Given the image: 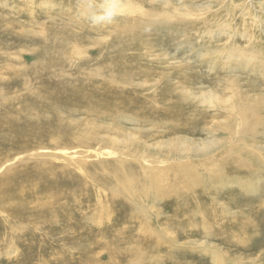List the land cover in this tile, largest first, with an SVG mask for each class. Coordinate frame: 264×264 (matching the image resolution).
Listing matches in <instances>:
<instances>
[{
    "label": "rangeland",
    "instance_id": "rangeland-1",
    "mask_svg": "<svg viewBox=\"0 0 264 264\" xmlns=\"http://www.w3.org/2000/svg\"><path fill=\"white\" fill-rule=\"evenodd\" d=\"M44 1L0 0V96H2L0 98V179L2 175L18 167L25 166V171L17 173L26 174L31 171L29 165L35 162L42 163L43 167L50 168V171L56 173L67 169L71 176L59 179L58 188L56 186V189L51 191L52 195L57 197V200L51 204V208L33 205L37 200L43 204L48 199L42 194L17 201L24 210L14 219H7L3 213H0V264H80L86 259L91 261L89 251L94 257L95 264H154L151 259L143 262L137 255L138 249L143 246L139 242L142 240L141 223L119 220L131 214V209L125 207L122 200L109 202V192L97 186L94 178L89 181L90 185L84 184L83 181L87 174L100 179L104 177L103 173H108L109 170L115 171L117 168L113 163L124 160L125 157L132 160L128 156L123 158L120 153L121 150L126 149L124 141L127 137L122 136L118 129L128 134H137L134 138L136 141L134 147L140 146L141 152L150 154L145 159L154 160L152 167L156 172L160 168L172 165L174 161L170 160V153L178 148L182 149L184 154L183 159L179 160L180 163L190 164L191 160V166H197L208 159L206 150L198 152L202 157L197 156L191 159L189 152L196 144H202L205 147L209 144L221 146L222 142L214 141V137L189 133L185 135H191L193 140L187 143H182L176 138L167 141L170 139L165 135L168 129L165 134L158 126L153 131L146 126L148 130H145L143 126L136 125V121L133 124L127 121V116L132 118L144 116L139 113L136 105L134 106L140 101L151 109V113L146 114L148 117L146 115L144 117L152 118L154 122L166 117L171 124L174 122L171 112L178 113L180 111L177 112V110L182 109L183 115L187 118L182 128L188 130L192 125L199 129L200 122L197 115L202 113L207 118L211 116L209 113L211 109L204 111L199 105L197 107L194 104L196 102L192 103L191 99L189 101L190 92L198 93L210 88L217 90V98L223 96V92L227 96L232 95V92L223 87V82L224 80L230 82L234 76L238 75H241L242 79L236 80L237 95L242 96L245 90L251 91L252 87L254 89L252 91H264L261 88L264 85V75L253 73L247 66H242L237 72L230 70L228 65L223 67V61L219 59L223 57L221 56L223 52L233 53V49H226L231 46L247 48L248 45L255 43L254 45L261 44L264 50V32L262 31L264 0H233L234 2L230 0H172L176 6L173 13L176 14L173 18L170 16L171 19L167 23L164 22V12L167 13L168 9L161 6L162 0H132L134 5L147 10L154 8L158 13L145 17L139 11L131 12L128 20H118L116 15H113L114 11L110 13V10H106L108 0H85L89 8L82 9L78 6L83 0H49L52 6H40ZM30 8L33 9L32 12ZM169 8L173 10L172 7ZM83 9L92 11L93 16L87 14L84 17ZM184 10L185 13L182 12ZM135 18L139 19V23L142 22L145 30L147 29L148 32L145 35L137 38L141 30H133L136 38L131 39L127 32L118 31V26L132 25ZM159 20L163 26L158 25ZM146 22H153V26ZM151 28L155 31H149ZM152 37L157 44L151 45ZM111 42L114 43L111 44ZM208 49L212 53H207ZM112 52L114 54H111ZM262 57H264V51ZM124 73L125 76H122ZM101 77L103 80L116 79L120 85L119 91L112 94L113 97H109L112 105L120 109L121 98L115 94L130 100L131 103L127 104L129 108L121 111L125 118L116 116L117 109L104 110L103 97L98 93ZM145 80H154L156 84L152 86V83L148 85L140 83ZM142 84L145 86H140ZM143 93L147 94L142 95ZM219 99H214V105L222 104V100ZM221 99L224 98L221 97ZM135 109L136 112H134ZM132 113L134 116L130 115ZM210 120H213L212 117ZM214 121L225 122L222 117ZM259 126L263 127L264 131V123ZM163 136L165 139L162 138ZM170 136L173 134L171 133ZM54 138L56 139L53 140ZM116 139L123 141L121 143ZM237 139L232 140L233 145L237 147L232 152L236 154L239 147L242 149ZM248 141L247 139L246 142L252 148L249 150L250 153L260 155L264 152V150H257L254 146L264 144L263 138L255 137ZM223 155V150L211 152V157H215L216 160L219 159L218 156ZM213 160L214 158L211 161ZM262 166L263 176L264 164ZM255 168H258L256 163ZM223 172L224 179L211 180L214 186L211 187L213 190L209 197L199 199L196 203V194L190 195L197 204L196 210L193 211L194 213L191 212L189 220L185 218L181 224L175 225L178 228L172 229L176 233L173 238H170L172 235L169 232L167 233L169 229H165L166 238L163 236V240L158 244L159 247L145 248L144 252L157 259L158 264H264V176L263 178L255 176L252 180H246L245 175L255 174L251 168L235 175L230 171ZM38 177L43 180L40 175ZM63 187L66 188L63 190L61 189ZM72 189L76 193L74 196H71L73 193L68 194L65 191ZM181 202L188 201L184 198ZM202 202L206 204V208ZM106 204L115 205V211L119 212V217L114 216L110 221L106 218V222L98 224L96 217L99 216L101 205ZM154 206L158 207L159 211L162 210L163 216L166 215L168 218L172 215L171 208L161 206L160 202H156ZM227 207L229 212L225 210ZM52 210L56 211L54 216L50 213ZM245 217H250L249 219H252L255 224L244 225L248 220H245ZM113 220L117 225L108 227L109 224L112 225ZM192 220L194 224L190 226L188 222ZM197 223L199 228L212 230L218 236L215 234L205 236L196 226ZM119 227H123L126 234L117 235L116 231L111 229ZM125 235L128 237H124ZM131 236H135L134 242L129 239ZM94 237L97 239L101 237L102 240L99 238L98 241ZM109 237H115L120 243L121 239L125 241L113 247L109 244ZM104 242L105 244L108 242V245L115 249L111 259L101 246ZM90 244L101 247L94 249ZM158 252L161 254H157Z\"/></svg>",
    "mask_w": 264,
    "mask_h": 264
},
{
    "label": "bare ground",
    "instance_id": "bare-ground-1",
    "mask_svg": "<svg viewBox=\"0 0 264 264\" xmlns=\"http://www.w3.org/2000/svg\"><path fill=\"white\" fill-rule=\"evenodd\" d=\"M28 1V0H27ZM37 1V0H36ZM39 1V0H38ZM44 1V0H43ZM103 1V0H102ZM109 3H107L106 5V10H110V13L112 11H114L115 13H113V15H116V18L118 20H128V15L132 14L131 12H136L139 11L140 13H142L143 16L145 17H151L152 15H155L158 13V11L156 9H144L143 7L139 6V5H134L132 0H108ZM218 1V0H217ZM233 1V0H230ZM62 2V1H61ZM99 2V1H98ZM97 2V3H98ZM106 2V1H105ZM104 2V3H105ZM144 2V1H143ZM154 2V1H153ZM156 2V1H155ZM161 2V1H160ZM234 2V1H233ZM26 3V2H25ZM103 3V4H104ZM52 2H50L49 0H46L43 2H41L40 6H49L51 5ZM67 4V3H66ZM96 4V2H95ZM209 4V3H208ZM39 5V4H38ZM37 5V6H38ZM191 5V4H190ZM224 5V4H223ZM52 6V5H51ZM89 6V4H87V2L85 0L82 1V3L80 4L81 9L84 7ZM105 6V5H104ZM152 6V5H151ZM155 6V5H154ZM161 6L165 7L167 10V13L164 12V22L167 23L168 20H170L171 18H173V16L176 13H173L174 10H176V6L174 1L172 0H162L161 2ZM21 7H23V5H21ZM145 7V6H144ZM158 7V6H157ZM169 7H172L173 10H170ZM178 7V6H177ZM202 7V6H201ZM205 7V6H204ZM203 7V8H204ZM26 8V7H25ZM38 8V7H37ZM69 8V7H68ZM89 8V7H87ZM95 8V7H94ZM103 8V7H102ZM159 8V7H158ZM186 8V6H185ZM190 8V7H189ZM31 12L33 11L32 8H30ZM36 9V8H35ZM59 9V8H58ZM101 9V8H99ZM184 9V8H183ZM192 9V8H191ZM232 8H230L231 10ZM25 10V9H24ZM102 10V9H101ZM194 10V9H193ZM215 10V9H213ZM70 11V9H69ZM77 11V10H76ZM82 13H85L83 15H85L84 17L87 16V14H89V16H93V12L90 11L89 9H83ZM204 11H206L204 9ZM79 12V11H78ZM78 12L76 14H78ZM103 12V11H102ZM106 12V11H105ZM185 13V10L182 11ZM187 12V11H186ZM193 12V11H192ZM211 12V11H210ZM28 13V12H27ZM80 13V12H79ZM81 13V14H82ZM104 13V12H103ZM137 13V12H136ZM135 13V15H136ZM179 13V12H178ZM29 14V13H28ZM31 14V13H30ZM50 14V13H49ZM105 14V13H104ZM120 14V16H118ZM189 14V13H187ZM51 15V14H50ZM112 15V16H113ZM138 15V14H137ZM30 16V15H28ZM53 16V15H52ZM126 16V17H125ZM170 16H172L170 18ZM187 16V15H186ZM31 17V16H30ZM49 17V16H48ZM125 17V18H123ZM79 18V17H78ZM105 18V17H104ZM189 18V17H187ZM152 19V18H151ZM259 19V18H258ZM260 20V19H259ZM257 20V22L259 21ZM109 21V20H108ZM114 21V20H113ZM144 21V20H143ZM83 22V21H81ZM80 23V22H79ZM49 24V23H48ZM145 24V23H144ZM146 24L148 25H152L153 26V22H146ZM205 24V23H204ZM262 24V23H260ZM78 25V24H77ZM81 25V24H79ZM158 25H162V22L159 20ZM205 26V25H204ZM223 26H227V25H223ZM263 26V32H264V25ZM75 27V26H74ZM78 27V26H77ZM216 28V27H215ZM49 29V28H48ZM69 29V27H68ZM151 28L149 31L154 32ZM163 29V28H160ZM39 30V29H38ZM46 30V29H45ZM133 30H141L138 35L140 38L141 36L145 35L148 31L145 30V28L142 27V22L139 23V19L135 18L132 21V25H124V27L118 26V31H125L123 33H128L130 35V38H136V35H134ZM145 30V31H144ZM171 30V29H170ZM29 31V30H28ZM32 31V29H31ZM36 31V29H35ZM112 31V30H111ZM210 31V30H209ZM39 32V31H38ZM207 32V31H206ZM75 33V32H74ZM122 33V32H121ZM120 33V34H121ZM202 33V32H201ZM243 33V32H242ZM40 34V33H39ZM210 34V32H209ZM223 34V33H222ZM49 35V34H48ZM51 35V34H50ZM122 35V34H121ZM200 35V34H199ZM225 35V34H224ZM79 36V34H78ZM60 37V36H59ZM201 37V36H200ZM225 37V36H224ZM235 37V36H234ZM232 38V37H231ZM230 38V39H231ZM246 38V37H245ZM58 39V38H56ZM80 39V38H79ZM148 39V38H146ZM150 42L151 45L157 44L155 42V38L152 37L150 38ZM154 39V40H153ZM199 39V38H198ZM121 40V39H120ZM228 40V39H226ZM243 40V39H242ZM122 41V40H121ZM236 41V40H235ZM244 41V40H243ZM242 41V42H243ZM247 41V40H245ZM251 41V38L249 39V42ZM52 42V41H51ZM55 42V40H54ZM61 42V41H60ZM118 41H116L117 43ZM222 42V41H221ZM239 42V41H238ZM71 43V42H70ZM74 43V42H73ZM79 43V42H77ZM76 43V44H77ZM114 42H111V44ZM236 43V42H235ZM67 44V43H66ZM134 44V42L132 43ZM255 44V43H254ZM248 45L247 48H245L244 46L241 48L237 45V46H231L230 48H226V49H233V53L232 52H223V54L220 57V61H223V67L228 65V68L230 70L233 71H239L240 68H242V66H247L248 69H250L253 73H257V75H264V57L263 56V47L261 44L259 45ZM52 45V44H51ZM61 45V44H60ZM74 45V44H73ZM85 45V44H84ZM114 45V44H113ZM148 45V43H147ZM58 46V45H57ZM63 46V45H62ZM78 46V44L76 45ZM117 46V45H116ZM119 46V44H118ZM132 46V45H130ZM247 46V45H246ZM80 47V46H79ZM124 48H126L125 46H123ZM56 48V47H54ZM116 48V47H115ZM129 48V47H128ZM57 49V48H56ZM112 49V46H111ZM114 49V48H113ZM65 50V49H64ZM68 51V50H67ZM119 51V49L117 50ZM123 51V49H122ZM137 51V50H136ZM214 51V50H213ZM116 52V51H115ZM132 52V51H131ZM55 53V52H54ZM67 53V52H66ZM82 53V52H81ZM117 53V52H116ZM207 53H212V51L210 49H208ZM214 53V52H213ZM228 53V54H227ZM52 54V53H51ZM61 54V53H60ZM84 54V53H82ZM111 54H114L113 52ZM75 55V54H74ZM205 55V54H204ZM113 56V55H112ZM67 58V56H65ZM80 57V56H79ZM83 57V56H82ZM111 57V56H110ZM127 57V56H126ZM87 59V58H86ZM102 59V58H101ZM121 59V57H120ZM254 59V60H253ZM115 60V59H114ZM66 61V60H64ZM86 61V60H84ZM121 62V61H120ZM131 62V61H130ZM60 63V62H59ZM117 63V62H116ZM56 65V64H55ZM62 65V64H61ZM110 65V64H109ZM130 65V64H129ZM117 66V65H116ZM115 66V67H116ZM221 66V65H220ZM53 69V66H51ZM112 67V66H111ZM57 68V67H56ZM131 68V67H130ZM134 68V67H133ZM246 68V67H245ZM55 69V68H54ZM59 69V68H57ZM244 69V67H243ZM242 70V69H241ZM246 70V69H245ZM101 71V70H100ZM128 71V70H127ZM126 71V72H127ZM244 71V70H243ZM249 71V72H251ZM83 72V71H82ZM133 72V71H132ZM245 72V71H244ZM248 72V71H247ZM88 73V71H87ZM135 73V72H134ZM231 73V72H230ZM40 74V73H39ZM63 74V73H60ZM55 75V74H54ZM53 75V76H54ZM58 75V74H57ZM137 75V74H136ZM139 75V74H138ZM60 76V75H59ZM125 76V73L124 75ZM241 75L238 76H234V79H231L230 82L224 80V84L223 87L227 88L228 91L232 92V95H226L223 92V96H219V98H217V90H213L210 88H206L209 90L206 91H199L198 93L196 92H190L191 94V98H189V101L191 99L192 103L199 105L204 111L206 109H211V112H209L211 114V116H207L204 117L202 115V113H199V115H197L199 117V122H200V128L197 129L194 126L191 125V127H189L188 130L182 128V125H184L183 123H185V121L187 120V118L183 115L182 113V109L181 110H177L180 111L178 113H174L171 112L173 118H174V122L169 124L167 118L165 117L164 119L162 118V120H158V122H154L152 121V118H147L148 116L146 114H150L151 113V109L148 108L145 103H142L139 101V103H135L134 106L136 105L137 109H139V113L143 114L144 116L146 115L147 117L141 116V117H129L127 115L129 122H131L132 124L134 123V121H136V125L139 126H143L145 130H148V128L146 126H149L150 130H154L156 129L158 126L159 129H161L162 133L165 134L166 129H168V133H166L165 135L168 136L170 139L167 141H171V138H176L177 140L182 141V143H187L189 140H193V138L191 137V135H185V134H197V135H207L208 137H214L213 140L216 142H222V145L217 147L215 145H207V147H205V145L202 144H196L194 146L191 147L190 149V156L189 158H193V157H197L201 155H199L198 152H200L201 150H206L207 153V157L208 159H205L203 162H201L199 165H192L191 166V160H190V164H186L184 162H179V160L183 159V150L182 149H175L173 151H171V156H169L170 160H173L174 162L172 163L171 166L169 167H165V168H160L157 170V172L154 170V167H152L154 160L153 161H148L145 158H147L148 156H150L149 153H143L141 152V150L139 149V147H134L136 141H135V136H137V134H128L126 133L124 130L122 129H118V131L121 132L122 136L124 135L125 137H127V139H125L124 141V146H126V149L121 150V155L123 156H128L130 159L132 160H128L127 157H125V159L117 161V163H113L114 166L117 168L115 169V171H110L108 173H103L104 177H101L100 179H98V177L96 176H92L87 174L85 179H84V184H89V181L91 179H95L97 186H100L102 189L106 190L107 192H109V202L113 203V202H118V200H122L123 204L125 207L131 209V214L124 216V218H116L117 220H121V221H128V220H132V222H137L139 221L141 223V234H142V240L139 241L141 244V248L138 249L137 255L139 257V259H141L143 262H145L146 259H151L152 263L154 264H158V260L155 259L154 257H152L151 255H149L147 252H144L145 248H151V247H159V243H161V240H163V236L165 237V229H169L167 231V233L169 232L172 237L170 236V238H173V235H175V231L172 229H177L178 227H176V224H181L183 221L189 220L191 218V212L196 210L197 204L199 202V199L203 200L206 199L207 197H209L210 192H212L213 189H211L212 186H214V183H211L213 181H215L218 178L224 179L225 173L223 171H225L226 173L233 172V174L235 175V173H242L245 171V169L247 168H251L255 171V174L253 176V174L251 176H244L247 177L246 180H252L255 176L256 177H262V170L263 166L261 167V165L264 164V152L262 154H255L253 155L252 153H250L249 150H251L252 148H250V144L247 143V139L250 141L251 138H255V137H259V138H263L264 139V131L262 130L263 127L259 126L261 124L264 123V113L261 114V112H264V91H252L254 90L253 87L251 89V91H247V90H243L244 92L241 94L242 96H239L235 93L236 88H237V83L236 80L238 79H242L240 77ZM252 76V75H251ZM138 77V76H136ZM182 77V76H181ZM247 77V76H246ZM255 77V76H254ZM39 78V77H38ZM52 78V77H51ZM56 78V77H55ZM69 78V77H68ZM99 78V77H98ZM133 78V77H132ZM262 78V77H261ZM49 79V77H48ZM61 79V78H60ZM64 79V78H63ZM62 79V80H63ZM71 79V78H70ZM94 79V78H93ZM121 79V78H120ZM123 79V78H122ZM257 79V78H255ZM47 80V79H46ZM51 80V79H50ZM98 80V79H97ZM191 80V79H190ZM194 80V79H193ZM48 81V80H47ZM99 81V80H98ZM120 81V80H119ZM126 81V80H124ZM129 81V80H128ZM132 81V80H131ZM226 81V82H225ZM264 81V80H263ZM53 82V81H52ZM73 82V81H72ZM78 82V81H77ZM143 82L144 84H151L152 86L156 84V82L153 81H140V83ZM240 82V80H239ZM91 83V82H89ZM97 83V82H96ZM100 84L98 85L100 87V91L98 92L99 94H101V96L103 97V102H104V110H108V111H112V110H116L117 109V117H124L123 114L121 113V111H123L125 108L128 107V105L131 103L130 100L125 99L123 96L121 95H116L115 96H119L121 98V105H120V109L119 107H115L114 105L111 104V99H109V97H113L112 94H114L115 92H118L120 85L116 82V79H109L108 80H103V77H101V80L99 82ZM124 83V82H123ZM127 83V82H126ZM137 83V81H136ZM139 83V84H140ZM258 83V82H257ZM260 83V82H259ZM87 84V83H86ZM130 84V83H129ZM255 84V83H254ZM79 85V84H78ZM138 85V84H137ZM146 85V86H147ZM170 85V84H169ZM221 85V84H220ZM140 86H145V85H140ZM139 86V87H140ZM172 86V85H171ZM183 86V85H182ZM181 86V87H182ZM233 86L235 87V89L233 90ZM263 87H261L262 89H264V85H262ZM133 87V86H132ZM179 87V86H178ZM258 87V86H257ZM260 87V86H259ZM59 88V87H58ZM74 88V87H73ZM141 88V87H140ZM180 88V87H179ZM200 88V87H199ZM222 88V87H221ZM75 89V88H74ZM91 89V87H90ZM153 89V88H151ZM166 89V88H165ZM177 89V87H176ZM181 89V88H180ZM247 89V88H246ZM92 90V89H91ZM135 90V89H134ZM95 91V90H94ZM128 91V90H127ZM126 91V92H127ZM66 92H67V88H66ZM237 92V91H236ZM239 93V92H238ZM96 94V93H95ZM147 94V93H145ZM144 93L142 95H145ZM64 95V94H63ZM135 95V94H134ZM236 95V96H235ZM2 96H0L1 98ZM58 97V96H57ZM61 97V96H60ZM130 97V96H129ZM221 97H223L224 99H221ZM146 98V97H145ZM137 99V98H136ZM148 99V98H147ZM167 99V98H166ZM214 99H219L222 100V104L220 105H214ZM118 100V99H117ZM139 100V99H138ZM157 100V99H156ZM169 100V99H168ZM167 100V101H168ZM188 100V99H187ZM137 101V100H135ZM175 101V100H174ZM126 102V103H125ZM169 102V101H168ZM188 102V101H187ZM152 103V102H151ZM173 103V102H172ZM175 103V102H174ZM128 104V105H127ZM91 107V105H89ZM176 106V105H175ZM178 106V105H177ZM197 106V107H199ZM107 107V108H106ZM174 107V106H173ZM37 108V107H36ZM92 108V107H91ZM129 108V107H128ZM135 108V107H134ZM171 109V107H168ZM175 108V107H174ZM177 109V107H176ZM25 110V109H24ZM39 110V109H38ZM36 110V111H38ZM46 110V109H45ZM168 110V109H167ZM187 111V110H185ZM197 111V110H196ZM203 111V112H204ZM89 112V111H88ZM136 112V109L135 111ZM155 112V111H154ZM192 112V111H191ZM91 113V111H90ZM107 113V112H106ZM129 113V112H128ZM157 113V111L155 112ZM108 114V113H107ZM110 114V113H109ZM114 114V111H113ZM130 115H133L130 114ZM113 116V115H111ZM134 116V115H133ZM153 116V115H152ZM212 117L213 120H210V118ZM224 118V123H221V121H214L215 119L218 118ZM15 118V117H14ZM114 118V116H113ZM117 118V119H118ZM125 118V117H124ZM160 118V117H159ZM15 120V119H13ZM114 120V119H113ZM119 120V119H118ZM172 120V119H171ZM10 121V120H8ZM12 121V120H11ZM17 121V120H16ZM115 121V120H114ZM124 121V120H123ZM5 122V121H4ZM56 122V121H55ZM64 122V121H63ZM211 122V123H210ZM214 122V123H213ZM18 123V122H17ZM24 123V122H23ZM61 123V122H59ZM190 123V122H189ZM188 123V124H189ZM11 124V123H10ZM64 124V123H63ZM187 124V125H188ZM3 125V124H2ZM1 125V126H2ZM19 125V124H18ZM116 125V124H115ZM121 125V123H120ZM129 125V124H128ZM253 125V126H251ZM14 126V125H13ZM119 126V125H118ZM117 126V127H118ZM135 126V125H134ZM263 126V125H262ZM5 127V126H4ZM20 127V126H19ZM57 127V126H56ZM89 127V126H88ZM188 127V126H187ZM186 127V128H187ZM237 127V128H235ZM257 127V129H256ZM261 127V128H260ZM13 128V127H12ZM21 128V127H20ZM77 128V126H76ZM9 129V128H8ZM82 129V128H81ZM117 129V128H116ZM137 129V128H136ZM16 130V129H15ZM80 130V129H79ZM84 130V129H83ZM1 131V130H0ZM35 131V130H34ZM160 131V132H161ZM23 132V131H21ZM25 132V131H24ZM84 132V131H82ZM10 133V132H9ZM78 133V132H77ZM171 133L173 134V136H170ZM199 133V134H198ZM202 133V134H201ZM21 134V133H20ZM29 134V133H28ZM66 134H68L66 132ZM65 134V135H66ZM33 135V134H32ZM80 135V134H79ZM156 135V132H155ZM159 135V134H158ZM185 135V136H182ZM11 136V135H10ZM39 136V135H38ZM57 136V134H56ZM61 136V135H60ZM59 136V137H60ZM195 136V135H193ZM42 137V136H41ZM70 137V136H69ZM85 137V136H84ZM200 137V136H199ZM62 138V137H61ZM80 138V137H78ZM164 138V136L162 137ZM195 138V137H194ZM238 138L237 142H239V144L242 146L239 147L238 149V153L236 154L234 151L232 152V150H234V148L236 147L234 144V141H232L233 139ZM35 139V138H34ZM40 139V137H39ZM56 138H54L53 140H55ZM81 139V138H80ZM158 139V138H157ZM165 139V138H164ZM51 140V139H49ZM117 141H120L122 143L123 140H119L116 139ZM45 141V140H44ZM95 141V140H93ZM248 141V142H249ZM31 142V141H30ZM29 142V143H30ZM50 142V141H49ZM132 143H134L132 145ZM199 143V142H198ZM202 143V142H201ZM205 143V142H204ZM24 144V143H21ZM48 144V143H47ZM219 144V143H218ZM16 145V143H15ZM20 145V144H19ZM29 145V144H28ZM255 147H257V150L262 151L264 150V144L262 145H258L255 144ZM57 147V146H56ZM227 147V148H226ZM253 147V146H252ZM33 148V147H32ZM226 148V150L224 151V149ZM237 148V147H236ZM25 149V148H24ZM23 149V150H24ZM255 149V148H254ZM222 151L224 152L223 156H218L219 159L216 160L215 157H211V152L213 151ZM254 151V150H253ZM109 152V151H108ZM258 152V151H257ZM222 153V152H221ZM223 154V153H222ZM154 155V154H153ZM218 155V154H217ZM220 155V154H219ZM7 158L9 157V153L8 155H6ZM120 156V155H119ZM161 157H163V155H160ZM159 156V157H160ZM245 156V157H244ZM33 157V156H32ZM36 157V156H35ZM211 157V158H209ZM214 158L213 161H211ZM120 159V158H119ZM2 161H4L3 159H1ZM32 160V159H31ZM35 160V159H34ZM41 160V159H40ZM148 161V162H146ZM129 162H132L131 164H129ZM2 163V162H1ZM255 163L256 166L258 164V168H255ZM42 163L39 162H35L34 164L29 165V168L31 169V171L26 172V174H18L22 173L23 171L26 170L25 166L24 167H18L15 170L11 171L8 174H5L4 176L2 175V178L0 179V213H3L4 216L7 219H14V217L19 216L20 213L23 212L24 208L20 205L17 204V201L20 200H27L30 196H40L43 194L44 198L47 197L48 199L42 204L40 203V200H37L33 203V205H37L38 207L44 206L47 209L50 207L51 208V204L54 203L55 200H57V197H54L51 193L52 190L56 189L57 186V182L59 179L63 178L64 176H71L69 171L67 169H63L61 171H59L58 173L56 172H52L50 171V168H45L42 166ZM1 167V166H0ZM197 168V169H196ZM29 170V169H28ZM114 170V168H113ZM40 175L42 179H40L38 177V175ZM232 174V175H233ZM231 176V175H230ZM240 176V175H239ZM241 177V176H240ZM103 179V180H102ZM227 182V181H226ZM232 185V184H231ZM230 185V186H231ZM42 186V188L40 187ZM209 187V188H207ZM223 187V186H222ZM58 188V186H57ZM63 187L61 189L64 190ZM219 188V186H218ZM224 188V187H223ZM72 190H65L70 193H73L74 196L76 193H74ZM81 190L84 192V189L81 188ZM222 190V189H221ZM61 191V190H60ZM62 193V192H60ZM48 194V195H46ZM65 194V192H64ZM191 194H196L195 195V202L194 203V199L190 198ZM243 194V193H242ZM264 194V193H263ZM212 196V195H211ZM247 196V195H246ZM256 196V195H255ZM206 197V198H205ZM214 197V196H213ZM212 197V198H213ZM77 198V197H75ZM185 201L187 200L188 202L184 203L181 201ZM236 198V197H235ZM214 199V198H213ZM219 199V198H218ZM77 200V199H76ZM216 200V199H215ZM239 201V199H237ZM213 201V200H212ZM107 202V204L109 203ZM156 202H160L161 206H164L166 208H171L172 211V215L170 217H166V215L163 216L164 213H162L161 211H159L156 207L154 206V204ZM175 203V204H174ZM192 203V204H191ZM203 203V202H202ZM218 203V202H217ZM262 203V202H261ZM101 205V209H100V213L99 216L96 217V221L98 224L100 223H104L106 222L105 219L107 218V220L109 219V221L111 219L115 217H119L118 213L115 210V205ZM202 205V204H201ZM32 206V205H31ZM204 208H206V204L203 203ZM53 207V206H52ZM154 209V210H153ZM200 209V207L198 208V210ZM253 209V208H252ZM40 210V209H39ZM210 210V209H209ZM226 212L228 210V212L230 211L229 208H225ZM263 210V209H262ZM254 211V210H253ZM256 211V210H255ZM264 212V211H263ZM53 216L55 215L56 211L50 212ZM126 213V211H125ZM194 213V212H193ZM168 214V213H167ZM190 214V215H189ZM203 214V213H202ZM263 214V213H262ZM123 215V214H122ZM245 215V214H244ZM194 216V214L192 215ZM213 216V215H212ZM258 216V215H256ZM264 216V215H263ZM262 216V217H263ZM182 217V218H180ZM211 217V216H210ZM214 217V216H213ZM224 218V217H223ZM250 217H245V220L248 219L247 221H245L244 225H254L255 222L253 223L252 219H249ZM259 218V217H258ZM264 218V217H263ZM244 219V218H243ZM257 219V218H256ZM262 219V218H259ZM205 220V219H204ZM163 221V223H162ZM220 221V220H219ZM243 221V220H242ZM123 222V223H124ZM215 222V221H213ZM212 222V223H213ZM262 222V221H261ZM118 223V221L116 222ZM139 223V224H140ZM189 225H193V220L192 222H188ZM206 223V222H205ZM240 223V222H239ZM138 224V223H137ZM257 224V223H256ZM104 225V224H103ZM117 224L114 223V220L112 222V225L109 224L108 227H113L116 226ZM196 226L199 228L200 226L198 225V223L196 224ZM260 226V225H259ZM123 228V227H122ZM122 228H111L112 230H115L117 235H121L126 234V230L124 231ZM200 230H202V232L204 233L205 236L209 237L211 235H216L218 236L216 233H214V231L209 230L207 231L204 227L203 228H199ZM131 230V229H130ZM74 232V231H73ZM105 232V231H104ZM110 232V230H109ZM113 232V231H112ZM130 232V231H129ZM102 233V232H101ZM115 233V234H116ZM1 234V233H0ZM103 234V233H102ZM106 234V233H105ZM122 234V235H123ZM83 235V233H82ZM97 236V235H96ZM105 236V235H103ZM127 235H125L124 237H126ZM168 236V234H167ZM188 236V235H187ZM89 237V236H88ZM106 237V236H105ZM104 237V238H105ZM128 237V236H127ZM135 236H131L129 239L131 240V242H134L135 240L133 239ZM140 237V236H139ZM140 237V238H141ZM85 238V237H84ZM96 238V237H94ZM101 237H98V239ZM166 238V237H165ZM80 239V236H79ZM78 239V240H79ZM90 239V238H89ZM88 239V240H89ZM97 239V238H96ZM97 239V240H98ZM77 240V241H78ZM84 240V239H83ZM102 240V238H101ZM230 240V239H229ZM96 241V240H95ZM99 241V240H98ZM106 241V240H105ZM108 241V240H107ZM125 240L121 239V243H123ZM81 243V242H80ZM92 243V242H91ZM97 243V242H96ZM106 242L103 243V245H101L106 251H107V256L111 259V257L113 256L112 254L115 252V249L113 250V247H117V245L120 243L119 240L115 239V237H109V244L111 246L107 244H105ZM120 243V244H121ZM102 244V243H101ZM82 245V244H81ZM94 249L99 248L101 246H96L94 247L93 244H90ZM98 245V243H97ZM78 246V245H77ZM131 251V250H130ZM126 253V252H125ZM174 253V252H173ZM104 254V253H103ZM121 254V253H120ZM157 254H161L160 252H158ZM88 256V255H87ZM99 257V256H98ZM159 257H161V255H159ZM164 257V256H163ZM158 258V257H157ZM89 260H85L83 262H80V264H95L96 262L93 261L94 257L92 255V253L89 251ZM116 259V258H115ZM135 259V258H134ZM93 261V262H92ZM117 261V260H116ZM115 262V260H114ZM149 262V261H148ZM105 263H109L106 262ZM117 263V262H116ZM122 263V262H121ZM177 263V262H176ZM43 264V263H42ZM101 264V263H100ZM134 264V263H133ZM148 264V263H147Z\"/></svg>",
    "mask_w": 264,
    "mask_h": 264
}]
</instances>
